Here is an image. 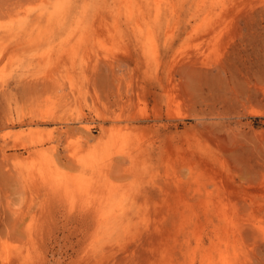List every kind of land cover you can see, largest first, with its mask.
Segmentation results:
<instances>
[{"label": "rangeland", "instance_id": "1", "mask_svg": "<svg viewBox=\"0 0 264 264\" xmlns=\"http://www.w3.org/2000/svg\"><path fill=\"white\" fill-rule=\"evenodd\" d=\"M0 264H264V0H0Z\"/></svg>", "mask_w": 264, "mask_h": 264}, {"label": "bare ground", "instance_id": "2", "mask_svg": "<svg viewBox=\"0 0 264 264\" xmlns=\"http://www.w3.org/2000/svg\"><path fill=\"white\" fill-rule=\"evenodd\" d=\"M159 13V10H156V16ZM138 27L140 28V25H138ZM140 31V33L142 32L140 29H138ZM150 33V32H149ZM150 36V35H149ZM151 38H148V40H150ZM224 203V202H223Z\"/></svg>", "mask_w": 264, "mask_h": 264}]
</instances>
